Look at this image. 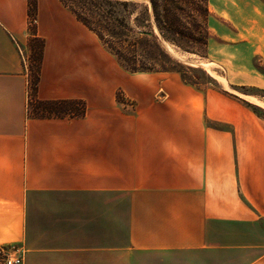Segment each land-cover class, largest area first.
Masks as SVG:
<instances>
[{"label":"crops","instance_id":"1","mask_svg":"<svg viewBox=\"0 0 264 264\" xmlns=\"http://www.w3.org/2000/svg\"><path fill=\"white\" fill-rule=\"evenodd\" d=\"M36 2L37 98L86 112L28 116V0H0V247H23L24 264H264V119L251 102L131 74L60 0ZM208 9L207 65L264 92V0Z\"/></svg>","mask_w":264,"mask_h":264},{"label":"trees","instance_id":"2","mask_svg":"<svg viewBox=\"0 0 264 264\" xmlns=\"http://www.w3.org/2000/svg\"><path fill=\"white\" fill-rule=\"evenodd\" d=\"M69 7L102 45L113 54L120 66L131 74L149 72H178L179 68L169 61L166 67L160 66L156 57H165L160 49L157 37L151 31L147 14L136 17L135 29L128 25L129 8L137 3L122 0H60ZM152 11L153 23L159 36L183 52L198 54L199 47L206 51L210 33L208 30V0H146ZM36 0H28V27L30 51L35 63L28 83V107L33 104L36 113L28 116L34 119L81 118L85 115L86 105L81 100L42 101L37 98L40 70L43 61L44 41L36 33ZM135 30V31H134ZM150 34V35H149ZM130 35L135 38L131 40ZM133 42V43H132ZM147 48L136 55L137 45ZM156 56V57H154ZM203 57V54L201 55ZM168 60V59H167ZM171 65V66H169ZM159 66V67H157ZM168 66V67H167Z\"/></svg>","mask_w":264,"mask_h":264},{"label":"rangeland","instance_id":"3","mask_svg":"<svg viewBox=\"0 0 264 264\" xmlns=\"http://www.w3.org/2000/svg\"><path fill=\"white\" fill-rule=\"evenodd\" d=\"M122 1H128V0H122ZM133 3H137L129 8L128 12L129 14V21L128 25L135 29L136 24V17L140 14L145 13L147 11L150 23H151V31L154 34V36L157 37V42L162 50V53L166 55L165 57H156L158 60V64L160 66L166 67V64L169 63L179 68L182 73L178 72H163L164 73H175L180 78V84L182 85H188L192 88H195L200 92V94L205 95L209 93V91H217L219 93H225L229 96H235V98H240L238 94L242 95H258L262 98L258 99L257 101L259 104L254 103H245L244 107H246L247 110L254 113L257 117L264 119V92L254 91L252 89H240V88H233L227 85L225 80L224 73L220 70V68L214 66V65H207V61L204 59L206 56V51L203 47H199L198 51L203 54V57L198 54H192V53H186L180 50L179 48L175 47L174 45L164 41L158 34L157 29L153 23V16L152 11L149 3L146 0H137V1H131ZM135 31V30H134ZM150 35V34H149ZM131 40L134 37V35H130ZM30 37L26 32V36L22 38L18 42L19 50L22 54V59L24 62V67L26 69L28 78L31 75V70H35V63L33 61V57L31 55L30 51V43H29ZM99 40V39H98ZM133 43V42H132ZM102 44V43H101ZM103 46V45H102ZM145 45H137L136 49V55L140 60H143L141 58V54L144 53V51L147 50V48L144 47ZM104 47V46H103ZM105 48V47H104ZM106 49V48H105ZM107 50V49H106ZM108 51V50H107ZM109 52V51H108ZM113 55V54H112ZM182 59L186 62H192L194 66L187 65L183 62H181L178 59ZM168 59V60H167ZM169 65V66H171ZM159 67V66H157ZM168 67V66H167ZM262 71H264V67H260ZM149 73H160V72H149ZM162 73V72H161ZM29 83V79H28ZM29 93V89H28ZM164 91L160 90L158 91V94L162 95ZM180 93H185L183 91H180ZM120 93H118L117 99L120 100ZM28 110L30 111V114L36 113V109L33 107V104L28 107ZM209 126L220 128L223 127L221 124L216 123H208ZM26 254V250L23 247H17V246H4L0 247V264L3 261L2 258L6 257H12L19 255L22 259V264H24V256Z\"/></svg>","mask_w":264,"mask_h":264},{"label":"built area","instance_id":"4","mask_svg":"<svg viewBox=\"0 0 264 264\" xmlns=\"http://www.w3.org/2000/svg\"><path fill=\"white\" fill-rule=\"evenodd\" d=\"M1 264H22V259L19 255L2 258Z\"/></svg>","mask_w":264,"mask_h":264},{"label":"bare ground","instance_id":"5","mask_svg":"<svg viewBox=\"0 0 264 264\" xmlns=\"http://www.w3.org/2000/svg\"><path fill=\"white\" fill-rule=\"evenodd\" d=\"M238 95H239V97H241V98H243L245 100H248L251 103L259 104V102L256 99H254V98H251V97H248V96L242 95V94H238Z\"/></svg>","mask_w":264,"mask_h":264},{"label":"water","instance_id":"6","mask_svg":"<svg viewBox=\"0 0 264 264\" xmlns=\"http://www.w3.org/2000/svg\"><path fill=\"white\" fill-rule=\"evenodd\" d=\"M128 1H137V0H128ZM178 60H180L181 62H183V63H185V64H187V65H192V63L191 62H186V61H184V60H182V59H178Z\"/></svg>","mask_w":264,"mask_h":264}]
</instances>
